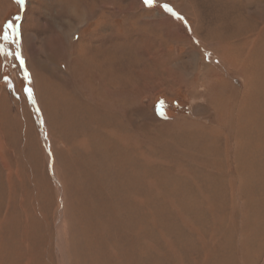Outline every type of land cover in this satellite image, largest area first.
Segmentation results:
<instances>
[{"label":"rangeland","instance_id":"rangeland-1","mask_svg":"<svg viewBox=\"0 0 264 264\" xmlns=\"http://www.w3.org/2000/svg\"><path fill=\"white\" fill-rule=\"evenodd\" d=\"M226 49L264 104V0H0V264H264V119L244 192L207 155Z\"/></svg>","mask_w":264,"mask_h":264},{"label":"bare ground","instance_id":"bare-ground-1","mask_svg":"<svg viewBox=\"0 0 264 264\" xmlns=\"http://www.w3.org/2000/svg\"><path fill=\"white\" fill-rule=\"evenodd\" d=\"M226 54L227 49L223 52L220 51V53L216 55L214 63H211L210 65L204 67L205 72L203 96L205 99V107L209 114L208 121H210V125H207V138L210 140L209 136H213L214 134L216 136L218 135L217 140L214 141L216 145L220 144V140L225 141L224 150H226L228 156H231V161L232 163H234L233 169L235 170L236 175H233L231 171L232 168L229 165L227 167L226 175L230 188V195L233 198V192H244L245 190L244 182H240V175L242 178L245 173V164L242 163L244 159L242 156L241 147H243L244 145V147L249 148L252 146L254 141L258 142V139L256 137L253 136L251 138L250 136L246 137V135H248L247 131L248 129H250L249 126L250 124H252V119H256L255 121H258L259 123L262 121V119H264V104L261 103L258 106L253 105L254 102H258V99L260 97L257 95H260V91H254L253 93L255 94V97L252 96L249 89V78H251L252 74L249 72H247V74L246 72H243L245 67H236L235 63H237V60L239 59L238 57L235 58ZM254 71L256 72L258 70L254 68ZM230 73H232V75H230ZM235 75H237V77ZM238 79L240 80V82H243H239L241 84V87L238 86V88H236L231 85V83ZM252 84H255V88H257L255 80L252 81ZM261 85L262 84H260L259 88L262 90ZM211 108L215 111L214 116L209 110ZM255 109L257 116H255V113L253 112ZM228 130L230 136L227 132ZM231 140H235L233 148ZM214 142L212 140L210 142L211 144L208 145L207 148L210 150H208L207 155L211 154L210 151H212V145H215ZM221 177H223V174H221ZM235 178L239 181L237 185L235 183V181H237ZM207 180L212 182V179L210 177H207ZM192 182L194 184V180H192Z\"/></svg>","mask_w":264,"mask_h":264},{"label":"snow or ice","instance_id":"snow-or-ice-1","mask_svg":"<svg viewBox=\"0 0 264 264\" xmlns=\"http://www.w3.org/2000/svg\"><path fill=\"white\" fill-rule=\"evenodd\" d=\"M17 2H18L19 4H23V3H24V0H17ZM143 2H144L145 5H149V6H150V5L153 4L154 0H143ZM163 7H164L165 11L170 12V13L172 12V9H171L168 5L165 4V5H163ZM173 15H175V13H173ZM177 18H178V19H182L181 17H177ZM8 27L14 29V26L11 25V24H9ZM14 36H15L17 39H18V37H19V33L16 32L15 30H14ZM3 39H4V40H7V39H8V36H7L6 33L4 34ZM15 56H16L17 59H20L21 65H23V60L21 59L19 52L15 53ZM30 91H31V90L29 89V92H30Z\"/></svg>","mask_w":264,"mask_h":264}]
</instances>
